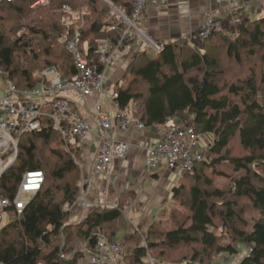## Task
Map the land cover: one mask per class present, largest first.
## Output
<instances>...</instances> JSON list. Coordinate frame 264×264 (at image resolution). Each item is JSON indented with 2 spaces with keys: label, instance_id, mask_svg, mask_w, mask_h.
Segmentation results:
<instances>
[{
  "label": "trees",
  "instance_id": "1",
  "mask_svg": "<svg viewBox=\"0 0 264 264\" xmlns=\"http://www.w3.org/2000/svg\"><path fill=\"white\" fill-rule=\"evenodd\" d=\"M40 1L0 0V74L20 93L43 84L38 73L49 68H56L62 79L78 75L68 41L78 31L83 56L95 59L101 40L115 45L125 30L112 5L130 12L134 3ZM64 6L72 11H63ZM229 61L239 67L237 72ZM247 61L253 63L249 73ZM98 69L103 71L104 64L98 63ZM126 76L131 83L125 89L116 86V101L134 120L154 126L189 114L196 133L212 139L204 147L211 162L197 163L195 174L183 177L194 182L173 192L184 208L173 211L175 228L161 230L153 224L145 236L147 245L138 241L131 249L124 242L122 264H150L146 260L153 252H158L155 264H197L201 254L237 255L241 244L251 245V252L239 264H264V101L259 98L264 94V14L243 23L237 36L211 33L202 48L184 37L163 43L154 57L139 52ZM234 140L242 155L233 154ZM75 155V146L51 128L20 138L16 161L0 176V194L13 200L27 171L42 170L45 180L21 215L9 210L10 220L0 230V264H91L87 256L96 248L95 231L107 226L108 242L120 243L125 216L119 204L97 206L81 222H70L67 207L81 192ZM208 166L217 167L219 176L232 177V186H214L204 174ZM239 171L245 174L234 177ZM242 199L258 216L244 217ZM220 227L229 234L228 244L220 242ZM184 247H194L193 256L175 257Z\"/></svg>",
  "mask_w": 264,
  "mask_h": 264
},
{
  "label": "built area",
  "instance_id": "2",
  "mask_svg": "<svg viewBox=\"0 0 264 264\" xmlns=\"http://www.w3.org/2000/svg\"><path fill=\"white\" fill-rule=\"evenodd\" d=\"M158 3L160 0H134L130 12L117 9L125 30L115 45L107 39L101 40L98 56L93 60L83 56L80 49L81 37L77 31L67 44L68 49L74 54L78 68V75L75 77L62 79L56 68H49L38 73L43 84L20 93L5 74H0V176L16 161L20 138L24 134L43 128L59 131L64 142L75 147L81 145L88 136L92 137L94 143L92 167L83 181L82 190L86 189L90 194L100 176L107 179L112 176L115 162L125 160L131 147L121 135L131 127L144 129L147 126L134 120L129 113L120 108L116 101L118 92L108 91L107 68L112 64L119 48L126 44L134 31L140 32L138 22L148 7ZM244 7L242 5V8H239L243 10ZM63 11L72 9L64 6ZM244 13L247 15V11ZM211 14L213 13L206 12L202 22L200 28L202 39L220 30L223 25L222 20ZM150 45L156 51L163 47V43L151 42ZM98 63L104 64L103 71L98 69ZM69 91H75L85 98L109 94L117 111L113 115L101 109L96 102L97 121L93 122L82 115L74 103L64 95ZM154 127L158 138L146 147L147 172L154 173L164 166L180 176L194 175L196 164L208 161L205 148L201 145L202 138L196 133L193 125L167 122L156 124ZM44 180L42 170L27 171L13 200L0 194V230L6 224L8 211L12 208L17 215H21L30 199L42 188ZM89 194L84 195L82 192L84 200L80 205L87 211L100 206L92 201ZM123 252V244L110 243L100 236L94 252L89 254L87 259L91 264H117Z\"/></svg>",
  "mask_w": 264,
  "mask_h": 264
},
{
  "label": "rangeland",
  "instance_id": "3",
  "mask_svg": "<svg viewBox=\"0 0 264 264\" xmlns=\"http://www.w3.org/2000/svg\"><path fill=\"white\" fill-rule=\"evenodd\" d=\"M105 1L109 3L108 0H105ZM163 1L164 0H160V3ZM160 3H158L157 5L153 7H159ZM242 3H243V0L240 1L241 8H242ZM227 4L230 5V2L228 0H227ZM112 8L114 11L118 13L119 9L116 8L115 5H112ZM220 9L221 10L218 13L215 12L216 8H214L213 11L209 9L207 12H210V13L212 12L213 14L211 15H214L215 17H218L219 19L220 17L225 16L224 18L225 20H222V22H225V23H223V25L221 26L220 31H222L224 34L229 35V36H237L239 34L240 26L243 23H245L247 20L254 19L252 17H248L249 15L247 16L244 12L243 13L241 12L240 16L238 12L237 14L239 18L237 17V19L235 18L229 19V18H226L227 13H226L225 7H220ZM146 12L144 13V16L146 15ZM144 16L141 18V20H139L138 23H141ZM162 17L164 16H160V18ZM175 19L177 20V18H174V20ZM164 21H166V19L163 20V23H165ZM197 21H199V18L197 17L193 18L194 23ZM134 33L136 34V36H139L138 32L134 31ZM145 40L146 41H144V44L150 45V43L147 41L148 39H145ZM189 42L191 43L193 47H197V48L203 47V39L200 40V38H198V34H196V37L192 41H190L189 39ZM138 53H133V54L137 56ZM148 55L150 57H154L156 55V50L154 48L149 49ZM219 56L221 57L220 59L225 58L224 55L220 54ZM131 61H132V58L125 59V61L120 62L118 61V54H116V57L113 59L112 64L110 65L109 68H107L108 74L110 73L111 76H115L116 78L115 80L118 83V81L122 79V75L124 74V71L126 74V70L129 68ZM232 62L229 61L228 62L229 64L227 65L232 66L233 67L232 69H234L232 72L235 73L238 71L239 67H237L234 64V62L233 63ZM251 63H252L251 61L245 62L244 69L246 70V73H249V69L252 68L253 63L252 64ZM193 73L196 74V72H193ZM125 80H127V78H125ZM129 80L131 83V79ZM259 98H260V101L263 103L264 94H261ZM186 116H190V115L186 114ZM178 119H179V122L183 120V122L181 123L182 125H192L193 124L192 121H186L185 116L178 117ZM200 136L202 138L201 145L203 147H205V144L206 143L208 144L210 139H212L210 135L209 136L200 135ZM231 145L233 149V154L242 155L244 153L242 149L239 147V144L237 141L234 140ZM75 152H76L75 159L78 161L80 165L78 169L79 173L77 174L78 176H77L76 181L78 182L79 186H81V192H80L78 200L76 201L77 204L74 205L75 207L74 206L69 207L70 222H73L74 213L76 212L77 208H79L78 206L81 205L82 201L84 200L82 192L84 195L88 194L86 189L82 190L83 181L85 177L87 176V167L85 169V167L83 166L84 164L82 160V153L79 150H77L76 147H75ZM207 159H208V162L210 163L211 159L208 156H207ZM216 172H217V167H214V166L213 167L208 166L204 170V174L213 180L214 186H217L222 189H227L230 186H232L233 184L232 177L219 176L216 174ZM244 174H245L244 171H239L233 175L236 178H240ZM151 177L152 175L148 173H145L143 175H140L139 177H133V178L132 176L125 177V174H122L120 177H118L116 180H113V181L110 180L111 179L110 177L108 181L106 182L107 184L106 185L105 183L103 184L105 185V187L103 188V191L97 192V194L100 192L99 194L100 196L102 195L104 197L103 199L105 200V202L112 201V202H109V203H112L111 205L119 204L123 208L124 216H125L124 217L125 218L124 219L125 228L122 230V235L119 236L118 241H120L121 244L125 242L126 247H129L131 249H133V247L137 244L138 241L142 243L143 245L148 244L147 240L145 239V236L148 233L150 226L153 224H155V228H160L161 230H166V229L170 230V229L175 228L176 224L174 222L173 211H183L184 208L181 202L174 198L173 192L177 187H179L180 185L184 183L189 186L190 184L194 182L193 179L191 180L188 177L183 178L184 176H180L179 178L180 181L176 183V186H172L173 184L170 182V179L167 178L165 175L159 176L156 180L151 179ZM92 201L99 204V202L96 200H93V198H92ZM239 209L241 211L244 210V217H246L249 220H251L254 216L255 217L258 216L259 214V212L253 209L250 203L246 201L245 199L241 200ZM226 232L221 227L217 229L218 235L221 236L220 242L222 244H228L229 242H231L229 234ZM95 233L97 234L98 238L101 236V237H104V240L108 241V237L110 238L111 230L107 226L105 230H96ZM85 245H86L85 243L79 244L78 247L85 246ZM124 252H123V255H124ZM250 252H251V245L241 244L240 252L237 255L231 256L227 253H213L208 256V254H201L200 258L202 259V261L198 262L197 264H239L240 261H242L244 257L250 254ZM179 253L182 255L191 257L194 254V247H184L180 249V252H176L175 257ZM157 255H158V252H153L149 254L146 261L149 262L150 264H155V260H157L156 259ZM175 259L178 260V257ZM168 260L172 261L171 258H169ZM117 264H122V260L120 259Z\"/></svg>",
  "mask_w": 264,
  "mask_h": 264
},
{
  "label": "crops",
  "instance_id": "4",
  "mask_svg": "<svg viewBox=\"0 0 264 264\" xmlns=\"http://www.w3.org/2000/svg\"><path fill=\"white\" fill-rule=\"evenodd\" d=\"M240 1L241 0H235L230 2V5H228L227 2L210 0H164L160 3L159 7L149 6L143 20L138 24L140 27V32H138L139 36H136L135 33L132 34L126 44L119 48L117 51L118 61L122 62L125 61V59H133L136 56L133 53L146 52L148 54V50L153 47L151 45L144 44V41H146L145 39H148L147 41L149 43H165L170 40L184 37H187L190 41H192L196 37V34H198V38L201 40L202 37L200 35V28L203 22L202 20H204V16L206 14L205 11L207 12L209 9L213 11L214 8H216L215 12L218 13L221 10L220 7H225L227 13L226 18L229 19H237V17L239 18L241 12L243 13L245 11H247V16L249 15L248 17L252 18H258L264 14V0H243L242 5H245L243 10L239 8L241 5ZM238 12L239 16L237 14ZM160 16L164 17L160 18ZM195 17L199 18V21L194 23L193 18ZM174 18H177V20H174ZM224 18L225 16L220 17L221 20H225ZM164 19H166V21H164L165 23H163ZM107 76V89L109 92L115 90L116 86H120L124 89L127 88L130 83L129 79H131L129 76L126 77L125 71L122 75V79H120L118 83L115 80V76H111L108 72ZM125 78H127V80H125ZM64 95L74 103L77 110L82 115L93 122L97 121L95 107L96 102L99 103L101 109L113 115L117 111L116 107L112 103L111 97H109V94H104L102 96L95 95L94 97L85 98L75 91H69L64 93ZM128 111L127 113H129ZM185 117L186 121H192L193 119L191 116L185 115ZM169 122L181 124L183 120L179 122L178 118H174L170 119ZM121 137L130 143V151L125 160L115 162L110 180H116L122 174H125V177L132 176L133 178L148 173L152 175L151 179L155 180L159 176L165 175L170 179V182L173 184L172 186H176V183L180 181V175L178 173L170 171L164 166L154 173L146 171V147L150 142L155 141L158 138V133L154 126H147L144 129L131 127L125 131ZM76 149L82 153L83 166L85 169L87 167L88 174L92 167L94 156V143L92 142V137L88 136L85 138L81 145L76 146ZM107 181V178L100 176L96 180L95 189L91 190L90 194L88 192V194L91 199L93 198V200L98 201L100 206H116V204L111 205L112 203H109L112 201H106V203L103 199L104 197L102 195L100 196V192L97 194L98 191H103ZM104 183L105 185H103ZM78 207L79 208H77L73 216V223L80 222L88 213V211L82 206L79 205ZM10 214V211H8L6 215V223L10 220ZM118 235H122V231Z\"/></svg>",
  "mask_w": 264,
  "mask_h": 264
}]
</instances>
